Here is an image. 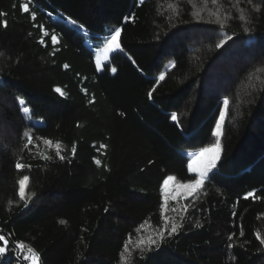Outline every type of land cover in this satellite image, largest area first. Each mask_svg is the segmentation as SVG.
<instances>
[{"label": "trees", "instance_id": "1", "mask_svg": "<svg viewBox=\"0 0 264 264\" xmlns=\"http://www.w3.org/2000/svg\"><path fill=\"white\" fill-rule=\"evenodd\" d=\"M21 2L0 0V264H30L17 242L39 264H264V0ZM115 27L121 50L99 69ZM222 111L217 167L165 202ZM165 217L179 227L161 239Z\"/></svg>", "mask_w": 264, "mask_h": 264}, {"label": "snow or ice", "instance_id": "2", "mask_svg": "<svg viewBox=\"0 0 264 264\" xmlns=\"http://www.w3.org/2000/svg\"><path fill=\"white\" fill-rule=\"evenodd\" d=\"M213 2H215V0H213ZM32 3V0H22L20 7L24 12H29L30 11V4ZM170 7H172V5H170ZM0 15H4V14H0ZM31 16L33 19H35L36 17V13L32 12ZM125 19H128V17H125ZM0 23L3 24V26H7V21L6 20H2L0 21ZM43 27V26H41ZM44 35L47 36L48 32L45 31ZM121 35V28L120 27H115L113 30L110 31V34L108 37L105 38V42H104V48H103V58L104 60H108L109 59V53L114 52L116 50H121V46L119 43V37ZM231 37H225V39L220 40V42L217 44V47H221L223 46L227 40H230ZM51 40L53 43L57 42V36L55 34H53L51 36ZM41 42L43 43V39L41 40ZM96 63H97V67L99 68L101 65V57L98 55L96 57ZM65 67L67 68L68 65H65ZM112 72H115L116 69L112 68L111 69ZM165 78V73L161 72L157 83L160 80H163ZM154 90V89H153ZM57 92H60L61 90L59 88L56 89ZM63 94V93H61ZM149 97H151L152 95V91L149 92ZM20 103L23 105L24 101H20ZM228 100L224 101V106H225V110L227 109L228 106ZM22 111L24 113H29L30 109L28 107H23ZM171 119L173 121H177L178 122V117L175 113H173L171 115ZM225 119V111H222L219 117V120L216 123L213 135L215 137V143L211 144L207 147H201L198 151L193 152L192 154H190V158H189V162H188V170L195 173L196 174V178L189 180L186 183H180L178 185L174 184V187H178V188H182L184 191L183 193H178L176 195H170L169 194V190H168V186L170 184V182H174L176 180V177L174 176H167L162 183V192H163V196H164V200L165 202H167L169 199H177V195H183L185 196V198L187 196L192 195L193 193L197 192L204 184L205 179L208 176V173L211 172L213 169H215L217 167V162L220 159V153H221V137H222V123ZM27 135V133H26ZM29 143H31V137H29ZM44 143L46 145H51L52 141L50 140H45ZM56 154L58 156H60V159H63L64 157L60 155V150H61V146L59 142H56ZM75 152V148H73V153ZM45 159H48L50 157L48 156H44ZM96 164H100L101 161L100 160H96L95 161ZM26 165L21 163V162H17L16 163V168L17 169H23L25 168ZM29 177L27 175L23 176L21 179H19L18 181V185H19V196L21 200H27L30 199V196L26 195V186L29 182ZM247 196H254V193L249 192L247 193ZM246 196V198H247ZM61 223H64V221H61ZM179 225L172 222L170 223V229H169V219L167 217H165V224L164 226L159 230V232L157 233L158 236L163 239L165 232H167L169 235H171L172 233H175L178 229ZM139 231V229H138ZM257 239L261 240V243L264 244V238H262L260 236V233L257 232ZM0 241L3 242V245L0 246V257L4 256L6 254V252L8 251V245H9V241L8 239L4 236V235H0ZM145 242H147L149 245L152 244H156V240H154L151 237L147 238V241L145 240H140L138 241L139 245H143ZM15 247L17 248V250L26 253L23 256V259L25 261H29L30 264H39V255L32 249V248H25V245L23 242H17ZM128 245H125V248H127Z\"/></svg>", "mask_w": 264, "mask_h": 264}, {"label": "rangeland", "instance_id": "3", "mask_svg": "<svg viewBox=\"0 0 264 264\" xmlns=\"http://www.w3.org/2000/svg\"><path fill=\"white\" fill-rule=\"evenodd\" d=\"M139 1H142V0H139ZM103 48H104V43H103L102 45H100V46L94 48V50H95L94 61H95L96 66H97V63H96V57H97L98 55L101 57V65H100L99 69L102 68L103 63H105V62L107 61V60H104V58H103ZM109 54H110V53H109ZM109 54H108V55H109ZM97 68H98V67H97ZM202 147H207V146H202ZM200 148H201V147H199V148H197V149H195V150L187 151V154H188L189 158H190V154H192L193 152L198 151ZM188 162H189V160H188ZM209 173H210V172H209ZM209 173H208V174H209ZM195 178H196V175H195ZM195 178H194V179H195ZM187 182H188V181H187ZM180 183H186V182H179V181H177V180H175L174 182H170V184H169V186H168V190H169V194H170V195H176V194H178V193H183L184 190H183L182 188L174 187V184L178 185V184H180ZM162 194H163V192H162ZM187 197H188V196H187ZM163 199H164V196H163ZM184 199H185V196H183V195H177V199H175V200H173V199H169V200H170V201H173V202H175V203H178V202H180V201H184ZM164 201H165V200H164Z\"/></svg>", "mask_w": 264, "mask_h": 264}]
</instances>
